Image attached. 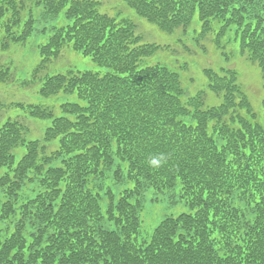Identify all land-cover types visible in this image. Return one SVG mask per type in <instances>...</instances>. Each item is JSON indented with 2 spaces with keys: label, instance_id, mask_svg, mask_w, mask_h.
Here are the masks:
<instances>
[{
  "label": "trees",
  "instance_id": "16d2710c",
  "mask_svg": "<svg viewBox=\"0 0 264 264\" xmlns=\"http://www.w3.org/2000/svg\"><path fill=\"white\" fill-rule=\"evenodd\" d=\"M122 1L168 34L187 32L197 16L198 41L226 57L238 41L264 88V0ZM36 2L70 22L41 43L25 86L75 99L58 111L18 105L24 119L48 121L40 138H27L23 119L0 125V264H264V101L259 120L238 71L206 68L207 89L190 95L178 71L153 60L175 51L146 42L129 17L96 0ZM26 8L27 0H0V51L36 32ZM66 49L105 70L44 74ZM10 78L1 63L0 82ZM208 91L220 104H206ZM158 154L167 163L155 170L147 161ZM110 174L133 186L116 194L105 186ZM178 183L191 211L144 236L145 192Z\"/></svg>",
  "mask_w": 264,
  "mask_h": 264
},
{
  "label": "rangeland",
  "instance_id": "374dc122",
  "mask_svg": "<svg viewBox=\"0 0 264 264\" xmlns=\"http://www.w3.org/2000/svg\"><path fill=\"white\" fill-rule=\"evenodd\" d=\"M100 2L101 9L111 16L118 13L132 19L138 26V32L142 34L146 42L165 44L171 47L175 52H161L154 57V62L160 61L168 67L179 72L183 86L190 95H194L199 90L207 89V80L204 75V69L235 68L240 76V82L244 85L246 93L258 114L263 117L264 88L260 69L251 65L250 62L241 58L238 53V41H234L228 48V57L221 54L214 43L207 42L206 39L199 40L196 33L201 25L196 16L188 28L187 32L176 31L168 34L157 28L156 25L141 18L132 8L128 7L122 0H96ZM32 11L35 21L36 32L24 43L13 45L8 51H0V64L7 63L13 74V81L5 85L0 83V125L8 118H21L28 125V139L40 138L43 133L44 124L48 121H38L24 119L26 114L16 103L42 104L52 106L57 109L61 103L72 101L73 96L56 95L52 97H42L39 94L40 83L28 88L21 84L24 79L29 78L32 71L40 62L39 47L46 41L54 31L53 27L66 25L70 21L66 18L64 12L58 17L52 18L46 16L43 5H38L36 0H27V8L24 13L28 17V11ZM182 66V67H181ZM77 70H105L97 66L90 56H84L79 51L66 49L62 55L53 61L45 70L44 74H55L64 72L67 68ZM221 98L213 92L208 91L206 104L209 106L218 105ZM20 154V153H19ZM105 186H109L118 194L127 187L133 186L132 181L126 180L123 184L114 182L110 174ZM181 184L178 183L172 191L159 192L149 188L144 195L142 218V234L150 237L155 228L166 216H177L183 212L191 211L186 202L180 198ZM35 192H30L33 196ZM103 206L107 205V200H102Z\"/></svg>",
  "mask_w": 264,
  "mask_h": 264
},
{
  "label": "clouds",
  "instance_id": "9594fccd",
  "mask_svg": "<svg viewBox=\"0 0 264 264\" xmlns=\"http://www.w3.org/2000/svg\"><path fill=\"white\" fill-rule=\"evenodd\" d=\"M166 163H167V157L164 154L153 155L147 161L148 166L155 170H159Z\"/></svg>",
  "mask_w": 264,
  "mask_h": 264
}]
</instances>
